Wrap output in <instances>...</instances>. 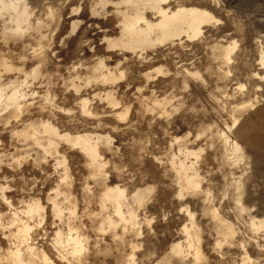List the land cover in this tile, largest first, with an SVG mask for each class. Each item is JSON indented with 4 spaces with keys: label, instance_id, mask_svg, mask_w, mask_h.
<instances>
[{
    "label": "rangeland",
    "instance_id": "1",
    "mask_svg": "<svg viewBox=\"0 0 264 264\" xmlns=\"http://www.w3.org/2000/svg\"><path fill=\"white\" fill-rule=\"evenodd\" d=\"M98 3L0 0V264H264V0H172L218 21L141 53Z\"/></svg>",
    "mask_w": 264,
    "mask_h": 264
},
{
    "label": "bare ground",
    "instance_id": "2",
    "mask_svg": "<svg viewBox=\"0 0 264 264\" xmlns=\"http://www.w3.org/2000/svg\"><path fill=\"white\" fill-rule=\"evenodd\" d=\"M171 1L172 0H117L116 2H113L111 0H99L98 4H100V7L103 8L110 5H115L116 7L120 5L125 6L124 10L116 9L120 18L118 22V26L120 27L119 36L103 38V42L106 44L107 50L114 51L119 49L127 52L141 53L154 46L163 45L179 39H196L202 34L204 26H207L213 21H218V19H216L209 11L198 7L180 5L174 9H170L169 3ZM18 3L19 1H9L6 4L4 2L2 3V8L4 10L12 11L14 13L11 19L15 30L21 29V25L26 17L24 7L19 9ZM22 6H24V4ZM71 27L72 32H75L78 27V21H73ZM229 45L226 47L227 57H229V53L235 48V43H229ZM107 72L108 73L103 75L105 81L112 75V72ZM192 74L196 73L194 72ZM112 80H114V78H112L111 81ZM73 88L78 90V86L73 85ZM9 100L12 101L13 104H16L19 108L16 91H13V93L10 94ZM86 101L87 100H82V109L84 112L87 111L85 108L87 103ZM128 113L129 108H127L122 115L127 116ZM53 128L44 125L45 132L52 133L65 142L82 149L90 156L92 162L97 160L99 157L98 137L85 133L69 134L66 132L59 134L55 132V128ZM179 168L185 173L184 178L187 185H192L193 178L190 177L187 172L189 166L184 162H179ZM123 194L124 189L119 188L118 186H108L104 192V196L107 199L115 201L116 212L121 219H125L122 215L121 203L119 201ZM131 199L133 202H140L142 200V195L140 192L136 191L131 194ZM76 240L77 239H75V241ZM175 246L179 247L180 244L176 243Z\"/></svg>",
    "mask_w": 264,
    "mask_h": 264
}]
</instances>
